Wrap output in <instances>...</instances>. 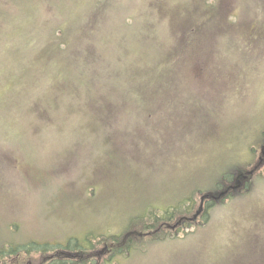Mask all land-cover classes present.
<instances>
[{
    "label": "rangeland",
    "instance_id": "obj_1",
    "mask_svg": "<svg viewBox=\"0 0 264 264\" xmlns=\"http://www.w3.org/2000/svg\"><path fill=\"white\" fill-rule=\"evenodd\" d=\"M97 1L0 0V250L30 246L0 262L264 264V0ZM53 27L95 56L84 87L16 71L14 32ZM173 45L179 86L123 88Z\"/></svg>",
    "mask_w": 264,
    "mask_h": 264
},
{
    "label": "trees",
    "instance_id": "obj_2",
    "mask_svg": "<svg viewBox=\"0 0 264 264\" xmlns=\"http://www.w3.org/2000/svg\"><path fill=\"white\" fill-rule=\"evenodd\" d=\"M100 0L96 2L98 5ZM193 17L195 16L192 13ZM198 16V14H196ZM195 16V17H196ZM194 17V18H195ZM190 19V15L186 16L184 20V24L187 23V20ZM194 19V23H195ZM192 23V22H191ZM194 23L190 24L189 27L194 28ZM177 27H180L178 25ZM79 35L88 37L90 35V31H88L84 26L81 25L77 28ZM18 30V29H17ZM15 31L14 35L19 37H24L22 41L24 42L23 49L21 51H27L30 48L33 50L34 53H31L32 60H23L25 62L17 65L16 71L20 73V77L24 75L33 76L35 74L37 68L39 67L40 71H44L45 64L47 63L46 72L40 75L36 74V77L42 76H53V78L65 76L67 78L64 79V82L72 81L76 82V87H84V75L88 74L90 68L95 63V56H92V52L89 47L86 45L87 42H78L73 41L74 48H77L73 52L72 45H70L67 41L64 40V37L69 34L68 27H65L63 30H57V28L53 27V30L56 31L55 33L52 31L44 36V34L36 32L30 35H34L33 40L27 38L24 35L19 34V31ZM11 38L13 35L9 34ZM29 35V36H30ZM56 36V37H55ZM81 40V39H80ZM7 47V44H5ZM179 46V45H178ZM178 46H172L169 50H167V54H163L162 56L153 57L150 56L147 59H143L142 62L134 65L131 70L133 73V81L130 77V83L126 82L123 85V88L130 89L133 88L136 92L138 91H147V90H160L165 88H171L175 86H179L180 83L176 82V76L179 73V64L176 65L172 57H174L180 50ZM10 47L18 48L17 44L11 43ZM180 47V46H179ZM6 49V48H5ZM167 55V56H166ZM83 59L84 61L82 62ZM44 62V63H43ZM60 62L62 64H60ZM67 67H64L68 65ZM132 66V64H131ZM81 90V89H80ZM87 94L90 89H86ZM6 94L8 92H5ZM55 102V101H54ZM224 186H226V182H222ZM225 183V184H224ZM214 202L211 200L210 203ZM213 204V203H212ZM173 215H169V219L173 218ZM159 222V219L155 220V223ZM153 224L150 226L146 224L145 228H151ZM112 241L115 243L114 247H118V251L121 252L122 246L124 248H132L133 247V237L132 234H125L120 237L111 236ZM90 243H92L90 241ZM30 248V246H17V248L9 247L6 251L0 250V256L4 255L5 253L15 254L17 253L18 249L20 248ZM70 250H62L58 249L55 253L56 264H64L68 257H78V264H86L90 261L91 254L87 253V248H84L81 244L75 245L73 248L66 247ZM42 250H46L43 248ZM117 250V249H116ZM42 252V251H41ZM44 252V251H43Z\"/></svg>",
    "mask_w": 264,
    "mask_h": 264
},
{
    "label": "flooded vegetation",
    "instance_id": "obj_3",
    "mask_svg": "<svg viewBox=\"0 0 264 264\" xmlns=\"http://www.w3.org/2000/svg\"><path fill=\"white\" fill-rule=\"evenodd\" d=\"M2 251L4 252V251H6V250H5V249H4V250L2 249ZM6 254H7V253H5L4 255H1V256H0V261L3 260L5 256H7ZM0 264H4V261L0 262Z\"/></svg>",
    "mask_w": 264,
    "mask_h": 264
},
{
    "label": "water",
    "instance_id": "obj_4",
    "mask_svg": "<svg viewBox=\"0 0 264 264\" xmlns=\"http://www.w3.org/2000/svg\"><path fill=\"white\" fill-rule=\"evenodd\" d=\"M207 196H208V195H207V193H206V194L202 197V199L205 198V197H207ZM197 213H198V212H197Z\"/></svg>",
    "mask_w": 264,
    "mask_h": 264
}]
</instances>
